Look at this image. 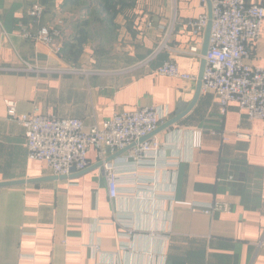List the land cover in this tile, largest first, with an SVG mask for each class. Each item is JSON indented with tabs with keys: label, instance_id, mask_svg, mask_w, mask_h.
<instances>
[{
	"label": "crops",
	"instance_id": "1",
	"mask_svg": "<svg viewBox=\"0 0 264 264\" xmlns=\"http://www.w3.org/2000/svg\"><path fill=\"white\" fill-rule=\"evenodd\" d=\"M34 4L43 7L39 23L29 16ZM139 4L118 17L124 49L107 70L86 29L98 0H0V183L44 179L0 187V264H264V122L237 105L222 116L217 95L201 91L189 113L150 137L159 148L135 167L137 176L120 175L116 199L94 148L86 173L59 178L28 159L24 129L8 119L6 100L18 114L75 118L87 130L143 107L157 108L162 125L173 119L193 100L196 82L156 70L174 61L181 73L198 76L204 33L191 36L184 24L207 13V3ZM40 27L59 34V52L21 35ZM245 63L264 68V22ZM111 163L129 173L121 157ZM214 202L230 212L203 213Z\"/></svg>",
	"mask_w": 264,
	"mask_h": 264
},
{
	"label": "built area",
	"instance_id": "2",
	"mask_svg": "<svg viewBox=\"0 0 264 264\" xmlns=\"http://www.w3.org/2000/svg\"><path fill=\"white\" fill-rule=\"evenodd\" d=\"M212 9L209 46L203 57L205 68L202 91H212L217 95L216 106L222 116L228 106L235 104L249 119L264 122V68L245 63L251 46L259 39L264 22V5L247 4L244 0H210ZM43 7L34 4L29 16L39 23ZM207 13L185 21V28L191 36L200 37L207 26ZM24 38H31L59 52L56 43L59 34L47 27H40L35 34L21 31ZM58 45V46H56ZM54 49V50H53ZM197 46L189 52L197 54ZM156 73L173 79L196 82L197 77L183 74L174 61L163 63ZM7 116L24 129L27 156L31 161H43L55 176H68L90 167L88 152L94 148L99 162L105 170L106 185L110 199L119 197L120 175L137 176L135 167L149 156H154L159 148L157 140L150 138L139 143L142 138L155 132L164 121L155 107H143L135 111H118L106 119L98 128L87 130L81 120L56 118L38 114L34 109L28 114H18L16 103L6 100ZM193 145L200 146L201 131L194 130ZM126 150L119 157L126 163L127 170H118L116 164L105 160L117 152ZM118 158V157H117ZM194 210L195 205L186 203ZM203 213H229L227 203L214 202L202 207Z\"/></svg>",
	"mask_w": 264,
	"mask_h": 264
},
{
	"label": "rangeland",
	"instance_id": "3",
	"mask_svg": "<svg viewBox=\"0 0 264 264\" xmlns=\"http://www.w3.org/2000/svg\"><path fill=\"white\" fill-rule=\"evenodd\" d=\"M106 1H108L106 8L103 4H99L100 11L94 9L90 13L87 12L86 16L89 20L86 23V29L90 38L98 41L97 45L100 51H98V56L105 61L108 70L109 60L121 56L124 49V38L121 37L118 17L125 20L135 7L140 5L141 0H111L110 3L109 0ZM111 67L114 68L113 65ZM123 68L125 67L123 66Z\"/></svg>",
	"mask_w": 264,
	"mask_h": 264
},
{
	"label": "water",
	"instance_id": "4",
	"mask_svg": "<svg viewBox=\"0 0 264 264\" xmlns=\"http://www.w3.org/2000/svg\"><path fill=\"white\" fill-rule=\"evenodd\" d=\"M207 3V8H208V12H207V17H208V22H207V26L205 28V32H204V41H203V45H202V49H201V55L204 57L207 53L208 50V46H209V38H210V32H211V20H212V9H211V3L210 0H205ZM204 68H205V61L204 59L201 62V66H200V71L199 74L197 76V80H196V88H195V94H194V98L193 100L189 103V104H180L176 111H175V116L173 119H171L170 121L166 122L164 125H162L161 127H159L155 132H153L152 134L146 136L145 138H142L139 143L148 140L150 137H152L154 134H156L158 131L161 130H165L170 128L171 126H173L175 123H177L179 120H181L187 113H189L193 107L195 106L200 94H201V86H202V78H203V72H204ZM132 146L121 150L119 152H117L116 154L108 157L105 160V163H109L111 161H113L114 159H116L117 157H119L121 154H123L126 150H128L129 148H131ZM98 166H102V162L98 163ZM88 171V168L82 172H72L70 175L68 176H58L59 178H74V177H78L84 173H86ZM44 179H35L32 181H13V182H6V183H0V187H6V186H14V185H19V184H24L25 182H40L43 181Z\"/></svg>",
	"mask_w": 264,
	"mask_h": 264
},
{
	"label": "trees",
	"instance_id": "5",
	"mask_svg": "<svg viewBox=\"0 0 264 264\" xmlns=\"http://www.w3.org/2000/svg\"><path fill=\"white\" fill-rule=\"evenodd\" d=\"M99 1V4L100 5H104L105 6V8L108 6V1H106V0H98ZM111 2V0H109V3ZM87 37V35H85V37H82V39H80L81 41L82 40H85V38Z\"/></svg>",
	"mask_w": 264,
	"mask_h": 264
}]
</instances>
